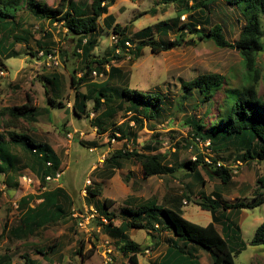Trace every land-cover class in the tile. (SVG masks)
Wrapping results in <instances>:
<instances>
[{
  "label": "rangeland",
  "instance_id": "374dc122",
  "mask_svg": "<svg viewBox=\"0 0 264 264\" xmlns=\"http://www.w3.org/2000/svg\"><path fill=\"white\" fill-rule=\"evenodd\" d=\"M37 1L46 4L51 9L61 8V5H66L69 2V0ZM73 1L83 5L89 15L92 14L91 4L93 0ZM202 1L205 2V7L202 8V11L198 9L187 13L179 20V26L193 22L197 28L207 32L211 27L220 25L223 28L226 39L232 44L236 43L246 23L245 16L240 8L230 5L228 0ZM153 9H155V13L151 12ZM178 9L179 7L175 5L164 4V0H117L115 5L109 9V14H113L117 23L121 26L130 27L126 37L130 41L131 49H134L141 40L135 36L137 32L147 27H153L152 36L153 40H156L158 38L157 27L163 22L168 23L171 27L168 32V38L170 40L175 39L178 34V25L173 20L177 18ZM15 18L16 23H19L20 27L17 26L14 29V33L19 34L24 30L29 31L33 38L28 45H15L14 51L19 54L18 57L7 60L5 57L0 56V112L10 107L24 105L27 101V95L32 98L33 105L40 111L38 123L34 125L31 122L23 123L22 130L26 131L25 129H27L25 133L37 136L40 139L46 136L47 131L51 132V134H58L59 145L63 147V154L61 155L64 162L63 177L60 182L46 186L47 190L48 187L53 190L59 185L63 186L74 202L73 215H80V210H83L85 217H88V211L92 208L90 205L97 208L94 199L90 200L87 195L83 194L88 179L92 180L94 184L96 176H93L92 167L104 166L106 158L114 153L112 150L113 146L121 147L122 142L113 138L114 131L103 135L95 132L94 127L91 126V118L84 116L78 119L73 112L66 114V108H52L48 104L49 98H54L57 103L61 102L64 105L68 103L69 99L73 100L74 91L70 86V75L73 73L80 77L82 69H84L81 63V52L77 51V56H74L73 51L75 50L76 42L67 33V30L63 28V24L55 22L52 25L48 19L31 12L26 3L22 4L16 15L9 18L8 21ZM206 19L210 24H203ZM103 20L104 17L98 22V46L93 52L96 60L104 57L109 59L117 54L115 52L116 45L112 39L116 34L112 30L105 28ZM45 32L52 34L51 43H49L52 49L55 48L54 59L52 60H47L41 54L37 55L39 48L35 41L43 39ZM10 43L11 40L6 43V46ZM128 49L130 48L128 47ZM61 52L64 54L61 55ZM54 61H57L58 65L53 63ZM257 62L258 68L262 72L259 93L264 98V52L258 56ZM109 66H113L122 71L123 74H126V77L123 78L116 75L115 86L122 89L126 84L130 89L140 93L160 95L165 101V107L168 108L166 110V117L168 118H166V122L153 123V126L150 125V129L155 128V131L152 132L145 129L140 133L136 144L128 142L124 144V147L128 151L134 149L141 152L140 143L153 140V142L157 141L160 143L158 147L162 153H169V151L173 153L174 147L178 144L180 146V152H178L180 163L193 161V158L197 157L201 152L202 154L208 153L207 148L200 145L198 147L194 146L189 134L191 133L190 128L185 124L196 116L202 119L205 125H210L217 117L216 112L210 116L206 115V111L210 106L208 103H201V95L197 92H192L190 97L183 101L181 98L182 83L189 82L202 74H219L227 80L231 79V83L237 87L244 73L243 59L237 49L217 48L211 41L198 40L195 34L188 35L186 43L172 51L154 54L149 47H145L135 62L125 58L121 61L112 62ZM94 71L104 73L100 72L97 66L94 67ZM106 71L109 70L106 68ZM54 76H59L60 78L64 76L65 78V85L61 95H59L60 97L52 93L51 86L48 84V78ZM92 78L96 82H103L107 79L106 76L103 79H95L93 76ZM85 89L83 87L81 91L85 92ZM219 101V98H215V103H220ZM179 102H181L180 106ZM198 104L200 105L199 108L197 107ZM92 108L93 106L90 104L89 111L93 112ZM128 117L129 114L120 110L119 116L114 120V123L116 125L117 123H123ZM65 118L75 123L77 128L71 126L69 127L70 131L67 132L64 127ZM8 119V114L0 115V140H7L10 137V131L5 129V123ZM89 127L90 130L88 131ZM94 132L103 141V145L102 149L96 148V150L91 151L90 149L93 148L90 145L84 146L81 142L89 143L90 134ZM69 133L74 135L72 140L67 137ZM79 133H83L84 136ZM115 137L119 138L118 134ZM36 142L39 143L38 140ZM62 142H64L65 146ZM16 152L14 154L20 156L21 164L25 165L26 168H23L18 173L19 176L16 178L19 182L18 187H8L4 191L5 193H0L1 264H129V259L123 257L116 250L119 248L115 244V239L101 231L100 223L103 222L101 218L93 223L86 224V227H80L75 221V215H72L73 218L71 219L39 229L34 234H21V238H17L14 230L20 225L21 214L15 204H18L19 200L24 196L39 195L44 191V187L41 186L39 180L28 169L30 157L22 151L21 155ZM220 155L218 157L221 163L226 168L233 170L232 182L224 185L218 176L200 168L198 171L208 179V182L206 188L203 185H199L198 190H205L206 193L211 195H214V191L222 194L226 199L221 202L222 204L231 205L240 201L249 204L259 202L258 206L242 210L239 214L236 211H232L229 214L230 220L240 227V236L245 244V249L240 254L235 252L234 247H230V249L235 255V264H264V246L251 245L256 229L264 221V187L258 193L255 191L257 175L264 177V161L254 162L249 165L244 164L241 158L242 151L234 146L227 147L225 152ZM102 156H105L103 164L99 162ZM187 172L192 174L191 178H194L196 183L199 176L196 172L182 169H179L176 174V178L181 182L179 188L186 193V196H190V199H188L189 205L183 206L182 212H184L185 218L190 222L200 226H207L212 222L213 214L210 210H203L196 202V197L189 193L186 188H183V185L191 182L190 179L184 176V173ZM25 175L31 178L33 183L24 182L23 176ZM160 179L152 180L149 184L137 181L138 184L135 188L143 187L142 191L138 188L139 193L148 196L160 185ZM1 180L3 183L6 177H1ZM103 187L107 196L118 200L116 207H114L115 211L117 210L118 212V209L122 207V203L119 201L121 194L117 193L119 189L115 187L113 189L106 182ZM255 193L257 195L254 196ZM206 200L199 201L206 202ZM130 208L136 211V207L131 205ZM219 212H222V210ZM228 213L227 211L226 217ZM100 215L103 214L100 212ZM129 218L131 219V217ZM135 218L136 220L138 219L137 216ZM119 220V218H116L115 222L118 224ZM165 229L162 223H159V229L157 230L164 232ZM218 229L221 231L220 225H218ZM162 234L153 238L147 233V230L130 231L132 240L139 243L144 249L141 252L142 254L139 255V264L161 263L168 246L167 235L165 233ZM156 241L159 243L155 244ZM82 245L84 246L83 249L81 248ZM51 248L53 249L50 250ZM79 250H81L82 256L84 255L87 258L85 262H83L81 254L78 253ZM195 259L200 264H214L211 255L203 249L195 253Z\"/></svg>",
  "mask_w": 264,
  "mask_h": 264
},
{
  "label": "trees",
  "instance_id": "16d2710c",
  "mask_svg": "<svg viewBox=\"0 0 264 264\" xmlns=\"http://www.w3.org/2000/svg\"><path fill=\"white\" fill-rule=\"evenodd\" d=\"M116 1L93 0L92 14L89 15L83 5H79L73 0H69L68 4L61 5V8L56 9H51L37 0H0V56L7 60L18 57L19 54L14 51L15 45H28L33 38L29 31L14 33V29L19 26V23H16V18L8 21L9 18L16 15L22 4L26 3L31 12L48 19L52 25L55 22L63 24V28L76 42L73 54L77 56V51L81 52V63L84 67L80 77L73 73L70 75V86L74 91L73 114L77 118L84 116L90 118V114L95 113V118L91 119V126L98 128V134L103 135L114 131L113 138L136 144L138 134L145 128L155 131V128L150 129V125L167 121L166 110L168 108L165 107V101L160 95L140 93L130 89L126 84L122 89L115 86L116 75L123 78L126 77V74L109 66L112 62L125 58L135 62L145 47H149L154 54L172 51L182 47L190 34H195L198 40L211 41L220 49H237L244 63L243 77L237 87L231 83V79L227 80L219 74H202L189 82L182 83L181 98L183 101L187 100L192 92H197L201 95V103H208L210 106L206 115H213L214 112L217 115L210 125H205L202 119L196 116L185 125L190 128L191 133L189 134L194 146L200 145L198 141L201 143L210 142L207 151L214 165L220 161L218 156L224 153L229 146H234L242 151L241 158L244 164L264 161V98L259 93L262 72L258 68L257 62L258 56L264 52V0H228L230 5L240 8L246 19L239 40L234 44L226 39L220 25L211 27L207 32L197 28L193 22L179 26V20L187 13L198 9L202 11V8L205 7L204 1L164 0L166 5L179 7L177 18L173 20L178 25L177 37L173 40L168 38L171 27L168 23L163 22L157 27L158 38L156 40H153L152 36L153 27H147L137 32L135 36L141 40L134 49H128L126 45L130 42L126 37L130 27L121 26L116 23V18L113 15L108 14L109 9L115 5ZM151 12L155 13V9ZM103 17L105 28L112 30L116 34L115 36H118V41L115 44L117 54L109 59L104 57L96 60L93 52L98 46V22ZM203 24H210V22L206 19ZM9 26L11 27L9 28ZM51 37V33L45 32L43 39L41 38L43 41H35L39 48L37 55L43 53L46 58L54 53L55 48L52 49L49 44ZM9 40L11 43L6 46ZM63 54L61 52V55ZM95 66L100 72H104L107 77L105 81L96 82L93 80L92 73ZM107 66H109V71H106ZM64 81V76L48 78V84L54 95H61L65 85ZM83 87L86 88L85 92L81 91ZM46 92L48 91L46 90ZM215 98H219L220 103H215ZM26 100L22 106L10 107L0 112V115H9L5 129L10 131V137L7 140H0V176L6 177L4 183L7 188L19 186L16 178L19 176L18 173L26 168L21 164L20 156L14 154L16 150V153H20L19 155L22 151L30 157L29 167L26 165L37 176L42 187L49 185L46 181L48 176H56L59 171H62L60 169L62 159L52 147L46 143H36L30 134L25 133L27 129H25L26 131L22 130L23 123L31 122L34 125L38 123L40 116V111L33 105L32 98L27 95ZM48 104L52 108H66L63 103H57L54 98H49ZM90 104L93 106V112L89 111ZM197 107L199 108L200 105L198 104ZM120 110L129 114V117L117 126L114 120L119 116ZM117 134L119 138L115 137ZM81 144L86 145L83 142ZM159 144L152 140L140 148L141 152L134 149L132 151L127 149L116 151L106 158L104 165L109 164L119 170L122 169L123 161L135 160L140 164L145 177L170 176L178 172L179 169L195 172L201 168L218 176L224 185L232 182L233 170L226 167L216 168L214 165L207 164L205 161L207 153L202 154L200 151L196 161L179 163L180 146L178 144L174 147L173 153L169 151L171 157L175 159L176 165H168L166 158L170 154L168 152L157 153ZM48 163H51L50 167ZM125 182L128 183V177L125 178ZM263 187L264 177L257 175L255 191L258 193ZM86 190L87 198L90 200L102 194L101 185L96 183L86 187ZM255 195L257 194L255 193ZM213 196L214 199L203 197L202 200L207 199L206 202L202 201L198 204L203 210H210L213 214V220L207 226L190 222L180 209L172 210L158 206L156 199L138 206L135 212L128 211L127 217L134 216V218H131L129 222H122L120 226L114 225L112 220L114 215L111 214V217L108 213L113 204L112 201L107 199L105 203H98L97 208H94L99 213L101 212L107 220V223H100L101 231L114 239H119V251L129 259V264H139L141 245L127 235L128 230H153L154 224L159 222L160 217L167 223V229L173 233L175 242L169 244L168 253L161 263L154 264H200L195 259V253L200 249L211 255L214 264H235V255L230 247H234L235 252L240 254L245 249V244L240 236V227L230 220L229 214L232 211L239 214L242 210L258 206L259 202L249 204L240 201L228 205L221 203L224 201L220 199L219 193H215ZM34 203L35 205H33ZM73 207L72 197L60 186L53 190L48 187V190L42 191L39 195L22 197L18 202L21 216L20 225L14 230L16 237L21 238V234L25 233L34 234L39 229L73 218ZM220 210L222 212H219ZM227 211L229 213L226 217ZM80 213H83V210H80ZM218 213L220 214L217 215ZM135 216L138 217L137 220ZM145 217L147 218L146 222L143 221ZM75 221L79 224V220ZM218 225L221 226L220 232L216 228ZM81 244L83 243L81 242ZM251 245L264 246V221L256 229ZM83 247L82 245L81 248L83 249ZM78 253L81 254V250ZM86 259L83 255V262Z\"/></svg>",
  "mask_w": 264,
  "mask_h": 264
},
{
  "label": "crops",
  "instance_id": "0c3cea01",
  "mask_svg": "<svg viewBox=\"0 0 264 264\" xmlns=\"http://www.w3.org/2000/svg\"><path fill=\"white\" fill-rule=\"evenodd\" d=\"M109 15H113V14H109ZM116 23H117V21H116ZM72 104H73V100L69 99L68 103L65 105L66 106V114H69L70 112H72ZM78 119H81V118H78ZM121 124L122 123H120V124L117 123V126H119ZM71 126L74 127V128H77L75 126V123H73L72 121H69V120H67V118H65L64 127L66 128L67 132L70 131L69 127H71ZM145 129H147V128H145ZM89 130H90V127H89L88 131ZM143 131H141V132H143ZM140 133L138 134V139H139ZM31 137H32V139L35 142H36V140H38L39 143H46V144L50 145L52 147V149L60 157L63 154V150H62L63 147L59 145L60 144V140H59V135L58 134H51V132L47 131L46 136L44 138L40 139L37 136H32V135H31ZM88 142L89 143H86L85 146L90 145V147H92L94 150H96V148H101L102 149L103 141L96 136L95 132L93 134L92 133L90 134V139H89ZM121 142H122V146L121 147H114L113 146L112 150L114 152L126 149L124 147V144L128 143V142H125L123 140ZM147 142H150V140L147 141ZM145 143L146 142L140 143V147H143ZM62 144L64 145V142H62ZM173 152H174V149H173ZM157 153H162V152L161 151H157ZM165 153H167V152H165ZM165 153H162V154H165ZM61 159H62V157H61ZM166 161H167V164L170 165V166H173V165L175 166L176 165V161H175V159L173 157H171V154L167 156ZM63 168H64V162H63V159H62V164H61V168L60 169L62 170ZM199 169L200 168H198L197 171H195L199 175L198 178H197V183L194 181V178L193 179L191 178L192 174L187 172V173H184V176L187 177L188 179H190L191 182H187L185 185H183V188H186L187 191H189V193H191L194 197H196V200H197L196 202L198 204L200 203L199 200H202L203 197H211L212 199H214V196L211 195L210 193H206L205 190H201V189L198 190L199 189L198 188L199 185L200 186L203 185V187L206 188V185H207V182H208V179H206L205 176L201 175V173L198 171ZM92 173H93V176H96V178L94 180V183L99 184L102 187L101 196L95 198L94 201H95L96 204H98V203H102L103 204V203H105V200H107V199L112 201L111 203H113V204L110 207L108 213L110 214V216H111V214L114 215V217H112V216L111 217H112V220H113L115 226H120L122 222H124V221L125 222H129L131 220L129 217H127V214L129 215L128 211H134V209L130 208L131 205L133 207L137 208L138 206H140L142 204H146L150 200L156 199L158 206H161L163 208L172 209V210H179L180 209L182 211L183 210L182 207L185 206L184 205V201L189 202L188 199H190L189 198L190 196H186V193L179 188V184L181 182H180L179 179L176 178L177 172L175 174H173V175H170V176L166 175V176L145 177L140 164L137 161H135V160H129V161L125 160V161H123L122 162V169H119V170L118 169H114L109 164L108 165H104V166H99L98 168H96V166H94V167H92ZM35 177L37 178L36 175H35ZM127 177H128V183L125 182V178H127ZM159 178H161L159 180L160 185H158V187L156 186L157 188L155 189V191L153 193H151L150 195H148V196L141 195L139 193V189L138 188H140L141 191H142L143 187L142 188L141 187L135 188L136 185L138 184L137 181H142V183H144V184H149L152 180H157ZM37 180H39V179L37 178ZM105 182L109 183V185H111V187H113V189H114V187L116 189H119V191H117V193L121 194V196H119V201L122 203V207H120L118 209L119 213L117 212V210L115 211V209H114V207H116V203H118V200H115V198H110L109 196H107L105 194V189L103 187V184ZM59 186L63 187L61 185H59ZM255 186H256V183H255ZM214 194H215V191H214ZM219 195L221 196L220 199L222 201L226 200L225 196H223L220 193H219ZM113 197H115V196H113ZM183 214H184V212H183ZM116 218L120 219L118 224L115 222ZM131 218H134V216H132ZM143 221L146 222L147 218L145 217L143 219ZM159 223H162L163 227L166 228L164 232H161V231L157 230V229H159ZM167 227H168L167 223L160 217L159 218V222H156L154 224V226H153L154 229L150 230V231H147V233L149 235H151L153 238H155L154 236L158 237L160 235H163L162 233H165L167 235V240L166 241H167V245L168 246H167V250H166V253L163 256V258L168 253L169 244L175 242L174 241L175 237H174L173 233L171 232V230L167 229ZM216 228L220 232V230L218 229V226H216ZM130 231H134V229H130L127 232V235L131 238ZM136 231H139V230H136ZM170 232L172 233L171 235H170ZM114 241L116 242L115 243L116 246H118V243L120 242L119 239H115ZM158 243L159 242L156 241L155 244H158ZM116 250H118V253L122 254L119 251V249H116ZM142 250H144V249L141 246V252H142ZM140 254H142V253H140ZM123 257H125V256L123 255ZM0 264H1V260H0Z\"/></svg>",
  "mask_w": 264,
  "mask_h": 264
},
{
  "label": "built area",
  "instance_id": "2783aa9c",
  "mask_svg": "<svg viewBox=\"0 0 264 264\" xmlns=\"http://www.w3.org/2000/svg\"><path fill=\"white\" fill-rule=\"evenodd\" d=\"M112 39H113V41L115 42V44L117 43V41H118V38L114 35L113 37H112ZM126 45L129 47V48H131L130 46V43H126ZM41 54V56H44V54L43 53H40ZM54 55L53 54H50V55H48L47 57H46V59L47 60H52V59H54V57H53ZM53 63H55L56 65H58V62L57 61H54ZM107 70H109V68H108V66H107ZM2 75H4L3 73H2ZM92 76L95 78V79H103V78H105V74L104 73H98V72H96V71H94L93 73H92ZM90 118L91 119H93V118H95V114L94 113H91L90 114ZM133 125V124H132ZM94 131L95 132H98V128L97 127H94ZM76 133H77V131H75ZM75 133V134H76ZM81 136H84V134L83 133H79ZM73 134H71V133H69L68 135H67V137L70 139V140H72V138H73ZM69 140V141H70ZM199 142V144H200V146H202V147H205V148H208L209 146H210V142L208 141V142H206V143H201V141H198ZM91 151H94V149H90ZM132 151V150H131ZM208 154V153H207ZM196 159H197V157H194L193 158V161H196ZM104 160H105V156H102V157H100V159H99V162L100 163H104ZM205 161H206V163L207 164H209V165H214L213 163H212V159L210 158V154L209 155H207V157L205 158ZM48 166L50 167L51 166V163H48ZM216 168H222V167H225L224 165H223V163H221L220 161L219 162H217L215 165H214ZM63 174H64V172L63 171H59L57 174H56V176H48L47 178H46V181H47V183L48 184H51V183H58V182H60V180H61V178L63 177ZM0 180H1V176H0ZM23 180H24V182H27V183H33V180L31 179V178H28L26 175L25 176H23ZM2 181V180H1ZM0 181V193H5L4 191H6V189H7V186H6V184L3 182H1ZM93 183H92V181L89 179V180H87L86 181V187H88V186H91ZM86 187H85V189L83 190V194L86 196L87 195V190H86ZM47 190V187H44V191H46ZM184 205H188V202L187 201H184ZM15 207L18 209V204L16 203L15 204ZM89 212V215H88V217H85L86 215H84V212L83 213H80V215H75V218L77 219V220H79V226L80 227H86V224H89V223H93L96 219H98V218H101L102 219V221L104 222V223H107V220L105 219V218H103L101 215H100V213L94 208V207H92L91 209H90V211H88ZM73 215V216H74Z\"/></svg>",
  "mask_w": 264,
  "mask_h": 264
}]
</instances>
